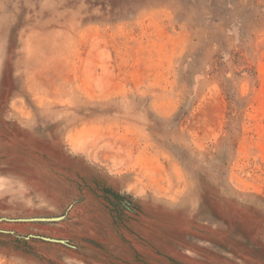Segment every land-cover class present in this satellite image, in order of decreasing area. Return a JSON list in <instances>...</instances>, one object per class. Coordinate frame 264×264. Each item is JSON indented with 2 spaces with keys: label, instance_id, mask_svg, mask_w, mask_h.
<instances>
[{
  "label": "rangeland",
  "instance_id": "obj_1",
  "mask_svg": "<svg viewBox=\"0 0 264 264\" xmlns=\"http://www.w3.org/2000/svg\"><path fill=\"white\" fill-rule=\"evenodd\" d=\"M0 264H264V0H0Z\"/></svg>",
  "mask_w": 264,
  "mask_h": 264
},
{
  "label": "water",
  "instance_id": "obj_2",
  "mask_svg": "<svg viewBox=\"0 0 264 264\" xmlns=\"http://www.w3.org/2000/svg\"><path fill=\"white\" fill-rule=\"evenodd\" d=\"M54 220H56V219H53V218H30V219H21L19 221H25V222H50V221H54ZM45 240L50 241V242L60 243V244H66L62 240H55V239H49V238H45Z\"/></svg>",
  "mask_w": 264,
  "mask_h": 264
}]
</instances>
